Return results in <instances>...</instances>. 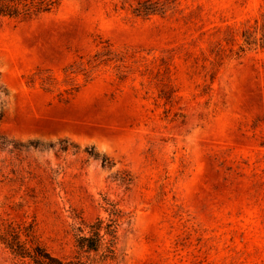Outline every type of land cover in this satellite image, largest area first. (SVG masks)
<instances>
[{
    "label": "rangeland",
    "instance_id": "rangeland-1",
    "mask_svg": "<svg viewBox=\"0 0 264 264\" xmlns=\"http://www.w3.org/2000/svg\"><path fill=\"white\" fill-rule=\"evenodd\" d=\"M263 9L60 0L0 15V214L72 257L79 218L108 217L109 200L123 213L109 264H264V46L236 52ZM0 264L26 263L0 244Z\"/></svg>",
    "mask_w": 264,
    "mask_h": 264
},
{
    "label": "trees",
    "instance_id": "trees-1",
    "mask_svg": "<svg viewBox=\"0 0 264 264\" xmlns=\"http://www.w3.org/2000/svg\"><path fill=\"white\" fill-rule=\"evenodd\" d=\"M60 0H0V15L29 18L48 12ZM138 10V8H136ZM141 13L142 10H138ZM146 11V10H145ZM148 13V12H144ZM264 46V9L252 21H247L240 30V43L237 53ZM37 144V142H32ZM68 141L61 139L59 148L66 150ZM54 145L52 142L49 146ZM87 152L98 157L93 148ZM101 165L110 166L112 160L101 156ZM105 210L109 216H96L92 220L80 217L75 226L74 254L62 257L53 253L40 239L34 221L17 220L0 214V244L14 257L26 264H109L118 260V228L122 210L116 203L107 201Z\"/></svg>",
    "mask_w": 264,
    "mask_h": 264
}]
</instances>
